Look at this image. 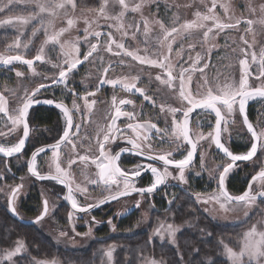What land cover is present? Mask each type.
<instances>
[{"label": "rangeland", "instance_id": "obj_1", "mask_svg": "<svg viewBox=\"0 0 264 264\" xmlns=\"http://www.w3.org/2000/svg\"><path fill=\"white\" fill-rule=\"evenodd\" d=\"M126 2H129V9L136 3H143V7L140 12L127 11L122 21L107 18L118 16L121 11V8L118 5H114L111 0L106 8L105 16H101L99 13L103 0H92L91 3L84 0H76L77 7L75 9L68 8L67 15H65V10H58V15L54 18L45 16L44 26L41 25L38 19L24 28H20L19 26L0 27V55L19 54L26 58H33L39 53L41 46H43V54L45 56V62H34L35 74H33L27 65L19 62H14L12 65L0 66V93H3L7 98L9 115H14L12 110L20 106V98H23L26 92H31L41 83L50 82L51 77L58 75V70L53 68V65H62L65 59H67L58 44L44 43L47 39L44 27L48 28V35H51L53 32H59L61 28H67V20L71 18L76 23L60 37V40L61 42H73L79 38L81 53L89 50V45L83 43L85 36L84 28L89 27L90 31L93 32L100 31L101 33H107L111 31L113 38L118 43H124L129 51L136 52L141 56H147L150 59H156L157 57L154 53L161 51L158 39L162 38V31L157 22H162L166 28H171L172 26L179 28L186 21L196 19L195 13L207 14V9L211 7V0H126ZM221 5L226 6L227 11ZM262 6H264V0H217V7L214 11L220 18V22L236 24L235 28L225 29L219 35L210 33L209 39L203 44L200 43L203 39L201 30H193L190 34L182 32L177 35L176 42L173 44L174 51L170 54V62L174 69L179 70L181 66L185 68L190 67L189 55L195 59L197 53L204 58L203 63L209 64V67L204 69L203 74L199 70L190 73L191 83L186 84V90L190 91L194 98H202L209 88L239 87L242 76L240 60L245 59L244 50H247L249 53L256 52L259 57L261 49H264V24L257 22L264 17ZM36 11L38 10L34 7H24L22 4H17L13 6L11 11L0 14V20L18 15L27 16ZM48 19H53L51 26H48ZM86 20L89 22L88 24L85 23ZM248 20L254 21L251 25V30H248L250 27L247 24ZM142 21L148 22L149 31L147 35L144 33ZM237 21H239L238 24ZM118 23H123L124 25V29L121 31H117L116 25ZM206 23L209 27L212 26L211 22ZM137 24L140 25L139 31L135 27ZM34 30H38L35 35H33ZM122 31H127L128 35L122 37ZM18 37L21 47L19 49L10 47L15 44ZM88 40L91 43H98L97 39L91 36L88 37ZM105 41L106 37L102 36L96 53L90 57L88 62H84L78 66V69L71 75L68 82V87L74 89L81 97L85 96L86 93L94 92L95 96L89 97V100L95 99L96 101L91 114L86 117V120H82L83 113L81 112H77L74 115L75 121L81 123V128L72 141L76 144L75 152H73L70 144L61 146L60 150L61 167L70 173V181L73 188L76 185L87 188L86 194L75 192V197L79 204L95 202L100 197L109 193L102 184L97 186L87 183L86 178H97L98 169L91 163V159L87 162H81L78 157L89 156L95 158L98 155L97 140L102 139V135L98 134L107 128V125L111 122V116L114 115L113 96L117 98V104L121 99L133 101L132 104L123 106L122 110L133 112L135 119L130 121L126 117H121L117 120L119 128L124 129L129 122L134 124L149 122L156 124L161 130L167 129L169 135L164 138L163 142H161V137L156 136L153 130L151 147L154 152L162 154L171 151L175 159H182L186 155L188 148L186 144L182 145L180 142H173V137L170 135L172 116L170 113L166 114V112L160 111L161 105L167 110L168 108H181L182 103H186L179 99L178 82L174 84L173 88L161 84L156 80L157 75H161L162 79L166 77V73L162 74L161 69L150 64H140L139 61L133 60L132 57L125 56L123 52L119 56L108 53L104 50L107 47ZM245 41H247V44H245ZM24 44H27L28 47L24 48ZM189 44L195 45L193 51L188 50ZM182 48L183 51H181ZM145 49H148V52H145ZM115 51L118 50L114 47L113 52ZM163 51L167 54L166 49H163ZM177 52H181V55L178 56ZM78 58L83 60L82 55ZM248 59V71L250 72L248 87L264 86V78L257 79L260 71L258 64L251 62L250 55ZM121 60H123L122 64L120 63ZM109 63L113 67L105 78L125 80L129 83L135 82L136 86L144 89L145 95L151 96L155 103L153 104L144 100L143 96L135 93V91L131 93L127 92L121 85L113 87L112 85L105 84L101 86L100 77L104 76L103 68L107 67ZM203 63L199 65L200 68H203ZM17 71L22 72L24 75L17 77ZM45 77L49 79H45ZM133 78L138 79L133 81ZM47 91L42 92L41 95L48 94L51 96L54 94L59 99L67 100L70 109L72 108L73 96L65 90L64 85L50 88ZM216 94L219 93L217 92ZM76 103L83 107V99H77ZM250 103L255 108V126L258 129L264 128V98L256 97L250 99L247 103V108ZM222 113L224 115L221 125L222 142H226V146H228L232 141L243 140L245 138L249 143V145H245L250 147V138L243 128L239 113L235 112L229 115L223 109ZM180 117L181 114L177 113V119H180ZM32 119L31 114H29L31 128L29 144H34L36 138L42 134L45 137V141L53 139V137L57 136L56 132L45 131V129H55L58 124L62 128L64 124L59 113L57 125L51 128L38 125ZM214 121V113L197 110L192 116L189 125L194 140L200 134L207 137V134L213 131ZM11 127V122L7 116L0 113V133L4 134L0 135V144L8 146L18 141L22 128L13 131L9 135ZM73 131L75 132L76 130L74 129ZM138 131L143 133L142 129ZM125 135L137 138L136 133L132 132L131 129ZM161 135L163 136V131ZM242 136L244 137L241 138ZM137 139L138 142H141L142 135ZM118 141L125 142V140ZM113 145H111V150ZM141 146L147 148L148 144L147 142H142ZM201 156L204 157L203 168H201ZM127 157V155L120 157L121 162ZM69 159L77 160L76 164L71 168H68ZM25 161L26 157L23 154L11 160L0 157V209L8 211L7 204L11 189L17 185H22L19 196L15 201L16 210L21 214L20 203L28 197L29 191L34 188L39 195L37 214L42 210L43 199L48 201L49 208L48 214L37 225L45 232L50 233L63 248L86 251L92 245L89 250H93L91 257L93 256L94 258H92V263H89L83 256L77 258L73 255L70 256V259L65 260L58 253L48 258L34 257L29 254L25 241L18 237L14 241L9 242L8 245L0 246V256H2L5 250L14 248L17 240L24 241L26 253L18 258H14L15 264H36V262L51 264L52 261H56L57 264H108L106 251L110 246L114 245L116 250L119 247L126 246L123 243L124 240L128 241V244L130 241L133 243L137 242L139 232H145V238L148 243L156 240L159 245L177 246L178 236L184 227V222H174L171 219L170 208L178 201L180 195L182 198L185 196L190 197L200 208V212H204L214 221L236 226L238 233L235 234L232 243L228 246L237 252L240 250L239 246L243 233L248 231L253 224L264 221V198L258 197L255 205L251 208H245L239 204L226 205L224 208H221L220 204L215 200H210L213 193L218 191L216 178L217 165L226 162L223 155L215 149L210 139L199 141L197 156L191 166L185 170L187 183L173 179V177L178 176V170L169 167L168 171L172 175L168 177L166 183L156 192L145 196L134 194L122 197L118 201L111 202L93 213H76L71 210L63 198V186L54 181L35 180L26 170L20 167ZM11 162L16 167H19V176H15L16 174L13 173L14 170L11 168ZM36 164L39 170L55 172L51 150L41 154L37 158ZM131 168L133 166L127 169ZM236 171L246 172V175L250 177L259 171V167H254L251 163L246 162L230 174L236 173ZM150 178L153 180L152 174H150ZM195 178H200V184L192 186L190 179L195 180ZM115 187L113 186V190H115ZM122 187L121 183L120 188ZM259 191H264V187L259 182H255L253 194ZM242 193L238 192L233 195L238 196ZM197 196L201 198L199 202ZM157 199H163L164 207L158 204ZM203 200H209V202L205 204L202 202ZM137 201H140L139 207H135ZM130 210H134V222L129 225L127 222L120 224L122 216ZM245 211L248 212L247 217L244 215ZM70 212L74 213L71 220H69ZM93 217L95 218L94 220ZM24 218L29 219L27 217ZM109 220L112 221L111 225L108 224ZM161 224L165 226L171 224L174 227H178L175 245L170 243V238L166 233L163 241H161L159 236L153 235L155 229ZM113 225L115 226L114 230ZM89 228H91V232L87 234L89 233ZM98 232H102V234ZM61 233H64V235L62 236ZM114 253L115 251L112 253V264H116ZM223 256L227 264H230L227 257ZM152 259L162 261L165 264V260L161 255L152 251L140 254L135 264H146L147 261ZM4 264H9V262L5 261Z\"/></svg>", "mask_w": 264, "mask_h": 264}, {"label": "snow or ice", "instance_id": "obj_2", "mask_svg": "<svg viewBox=\"0 0 264 264\" xmlns=\"http://www.w3.org/2000/svg\"><path fill=\"white\" fill-rule=\"evenodd\" d=\"M114 5H118L121 8L118 16L107 17L116 21H122L125 13L127 11L131 12H140L143 7V3L134 4L131 9H129V2L126 0H111ZM110 0H103L99 8V13L101 16L106 15V8L108 7ZM17 4H22L24 7H34L38 11L27 16H15L8 17L6 19L0 20V27L6 26H19L20 28L27 27L33 21L39 19L42 26H44L45 16L54 18L58 15V10H65V15H67V9H75L77 7L76 0H0V14L11 11L13 6ZM217 7V0H211V7L207 9V14L202 15L200 12L195 13L196 19L191 21H186L181 24L179 28L172 26L171 28H166L162 22L159 23L160 29L162 31V38L158 39L161 51L154 53L157 57L156 59H150L147 56L138 55L136 52L129 51L124 43H118L114 38L111 31L107 33H101L100 31H90L89 27L84 28V39L83 43L89 45V50L85 53H81L79 38L77 41L73 42H61L60 37L72 28L76 21L69 18L67 20V28H61L59 32H53V34L48 35V28L44 27L45 35L47 39L45 44H58L64 56L67 57L62 65H53V68L58 70V75L51 77V84L41 83L38 87L33 89L31 92H26L23 98H20V106L13 109L14 115H9V109L7 107V98L3 93H0V113H3L7 116L8 120L11 122V129L9 135L20 128H22V135L19 136L18 141L15 144L4 145L0 144V154H3L4 157H14L17 154H21L25 149L26 142H29L31 139L30 136V127H29V112L35 106L40 104H47L54 106L59 110L61 118L64 121L63 127L61 128L59 124L55 129H45V131L56 132L58 138L53 137L54 143L50 145H45L38 147L35 151L32 152L31 158L28 161V171L31 175L35 176L40 180H52L57 182L60 185L66 186L67 193L63 197L66 201L71 204V208L74 212L79 213H88L94 207L98 208L101 205L109 203L110 201H118L122 197L130 196L131 193L135 192L141 196L150 195L158 189L160 185H164L171 172L168 171L169 166L174 167L178 170V176L173 177L182 183H187L185 178V170L189 168L193 162V159L197 152V146L199 141L210 139L211 143L215 145L225 158V163L217 165L216 174H217V189L216 193H213L210 200H215L220 204L221 208H224L226 205L239 204L243 205L245 208H251L255 205L258 197L264 198V191H259L253 194L254 183L259 182L262 187H264V128H257L248 120L247 114V103L250 99L256 97L264 98V86L250 89L248 87V76L250 75L249 69V55L252 63H257L260 68L259 75L257 79L264 78V49H261L259 57L256 52L249 53L247 50H244L245 59L240 60V65L242 68V76L239 82V87L234 86H225L224 88L215 89L209 88L207 93L202 96V98L196 99L192 96L190 91L186 90V84L191 83L190 73L193 71L199 70L203 74L204 69L209 67V64L203 63L204 58L197 53L195 59L189 55L190 67L181 66L179 70L173 68L170 62V54L174 51L173 44L176 42V37L180 33H191L193 30H201L203 44L209 39V34L213 33L214 35H219L224 32L225 29H232L236 27V24L221 23L220 18L215 14V8ZM225 11H227L226 6ZM262 11H264V6H262ZM206 22H211L212 26L209 27ZM260 24H264V17L259 21ZM53 19H48V26H51ZM86 24L89 22L86 20ZM144 33L147 35L149 31L148 22L142 21ZM239 21H237V24ZM254 23L252 20H248L247 24L250 26L248 30H251V25ZM111 27V25H109ZM136 30H140V25H135ZM117 31L124 29L123 23H118L116 25ZM19 30V29H18ZM36 31H33V35L36 34ZM23 34V33H21ZM127 31H122V37L127 36ZM135 35V34H134ZM91 36L94 39H97V42H100L102 36L106 37L105 43L107 47L104 49L108 53H113L114 55L119 56L121 52L125 56L132 57L133 60L139 61L140 64H150L155 67H158L162 70V74L166 73V77L162 79L161 75L156 76L161 84L173 88L174 84L178 82L179 85V99L182 102L181 108H168L165 110L164 106H160L161 112L170 113L172 120L170 122L171 132L170 135L173 137V142H180L182 145H190V148H187L186 155L182 159H174L173 153L167 151L164 154L153 155L151 147V138L153 130L155 135L161 137V142L164 141V138L169 135L167 129L161 130L157 127L156 124L149 122L141 123H131L129 122L124 129H121L117 126V120L121 117H126L130 121L135 119L133 112L123 111L122 107L125 105H130L133 103L132 100L121 99L117 104V98L113 96L112 104L115 109L114 115L111 116V122L107 125V128L99 133L102 135V139L97 140L98 155L95 158L89 156H79L78 159L81 162H87L91 159V163L95 165L97 172V178L87 179V183L91 185H100L102 184L106 190L109 191V195L104 199H100L95 203H88L84 206H81L76 197L75 192L87 193V188H82L80 185H76L73 188L72 182L70 181V173L61 167L60 155H61V146L70 144L73 152H75L76 144L73 143V138L77 135L81 128V123H77L74 119V115L77 112L83 113L82 120H86V117L91 114L93 106L95 105V99L89 100V97H94L95 93H86L85 96L81 97L74 89L68 87L69 78L71 75L78 69V66L84 62H88L90 57L93 56L97 51L98 43H91L88 40V37ZM247 44V41H245ZM16 49L21 47V42L19 37L17 38L13 46ZM24 48H27L28 45L24 44ZM118 51L113 52V49ZM167 50V54L163 51ZM195 49L194 44L188 45V50L193 51ZM183 51V48L182 50ZM145 52H148V49H145ZM44 48L41 46L39 53L33 59H26L23 55H0V64L3 65H12L14 62H19L21 64L27 65L28 68L35 74V68L33 67L34 62H45ZM178 56L181 55V52L176 53ZM83 57V60L78 58L79 56ZM123 63V60L120 61ZM203 63V68H200L199 65ZM112 64L109 63L107 67L103 68L104 76L100 77V85L105 84L112 85L113 87L121 85L124 90L127 92L139 93L143 96L144 100L151 103H155L152 100L151 96L145 95V90L138 88L135 82H126L125 80L120 79H107L105 78L112 68ZM175 72V75H174ZM24 74L17 71L16 76L21 77ZM45 79H49L45 77ZM138 78H133V81ZM207 83V81H205ZM59 85H64V88L73 96L72 108L64 104L63 102H57L53 99H44L41 100L38 97L42 92L47 91L50 87H57ZM99 90V89H97ZM175 90V89H174ZM219 94H216V93ZM77 99H83V107L76 103ZM222 109L226 111L227 114H233L238 112L242 117V124L246 126L248 133H250V147L244 153L236 154L226 146V142H222L221 139V125L224 120V115H222ZM196 110H201L205 112L215 113V125L214 133L209 132L207 137L203 134H200L194 140L192 135H190V122L192 119V114ZM177 113L181 114V118L177 119ZM227 123V121H225ZM73 129L76 131L74 132ZM131 129L132 132L136 133V137L140 138L142 135V141L138 142L137 138H133L125 133ZM143 130L141 133L140 130ZM163 131V136L161 135ZM119 134V135H117ZM0 135H4L0 133ZM117 140H125L127 144L131 147H122L119 151L111 150V145L115 144ZM142 142H147L148 147H142ZM47 150L52 151V162L55 165V172H49L47 175H42L37 170V157L41 153H46ZM124 152H133L138 156L147 157V160L150 161L147 164H136L132 169L125 170L121 168L118 164L120 160L121 153ZM162 162L163 171L160 168L156 167L153 162ZM204 157L201 156V168L204 167ZM76 159L68 160V168H71L76 164ZM251 163L254 167H259L254 175L251 176V180L248 181L247 189L238 196L231 195L226 188V180L231 172L236 168L240 167L241 164ZM222 169V170H221ZM145 171H150L153 177L152 183L148 187H137L135 184V179L141 177V173ZM122 183V190L120 185ZM113 186L115 190H113ZM22 185H17L15 188L11 189V195L8 198L7 208L8 211L19 219L18 213L15 207V201L19 196L20 189ZM198 202L201 200L197 196ZM203 203L207 204L209 200H203ZM171 203V202H170ZM140 206V201L136 202L135 207ZM207 210V209H206ZM48 201H43V211L39 216L36 217L34 222L30 223H40L43 218L48 214ZM73 212L69 213V220L73 217ZM245 217H247L248 212L245 211ZM95 218L93 217V220ZM98 223V222H97ZM108 224L111 225L112 221L109 220ZM115 226L113 225V230ZM178 227H174L171 224L164 225L161 224L157 229H155L153 235L159 236L161 241L165 239V233L170 238V243L176 244V233ZM91 228H89V233ZM86 234V235H87ZM63 236L64 233H61ZM207 235H211L208 233ZM219 244L223 247V255H225L230 261V264H264V221L257 222L253 224L248 231L243 233L240 250L234 251L233 248L229 247L224 243L223 240L219 241ZM115 251V246H110L106 251V256L108 258V264H112V253ZM26 253V246L23 240H17L15 242L14 248L10 250H5L4 254L0 256V264H4L5 261H8L9 264H15L14 258H18L21 255ZM183 257H181V260ZM36 264H47V262H36ZM51 264H57L56 261H52ZM146 264H163L162 261H157L152 259L147 261ZM207 264H214V262L209 258Z\"/></svg>", "mask_w": 264, "mask_h": 264}, {"label": "trees", "instance_id": "obj_3", "mask_svg": "<svg viewBox=\"0 0 264 264\" xmlns=\"http://www.w3.org/2000/svg\"><path fill=\"white\" fill-rule=\"evenodd\" d=\"M91 3L92 0H84ZM58 87V86H57ZM55 88V87H52ZM50 96V95H49ZM52 97L55 95L52 94ZM255 108L250 103L247 108L249 119L254 123ZM31 118H34L40 125L47 127H54L57 125L58 112L53 106L39 105L30 110ZM246 134L250 138V133L243 126ZM242 136L241 138H243ZM45 139L44 135H40L34 141V144ZM28 144L29 146L34 145ZM248 141L238 140L232 141L229 145L230 149L236 153H244L248 149ZM13 158H10V160ZM23 169L25 164L23 163ZM11 168H14L11 162ZM20 170L16 167V170ZM25 170V169H24ZM246 172L236 171L228 176L226 180V187L232 193L242 192L248 180ZM200 178L191 180L192 186L200 184ZM148 178V182H149ZM39 202V195L37 191L32 188L29 191L28 197L20 203L21 216L33 217L37 214V205ZM158 204L164 207L163 199H157ZM200 208L188 197H181L170 208L171 219L174 222L183 223L184 227L179 233L177 246L159 245L156 240L148 243L145 238V232H139L138 241L132 242L124 240L125 247H119L115 250L116 264H135L140 254L145 252L158 253L165 260V264H207L209 258L214 264H227L223 256V247L219 241L223 240L225 244L230 245L235 234H237L236 226H231L226 223L216 222L209 218L204 212H200ZM134 211L122 216L121 223L127 222L128 225L134 222ZM101 231V230H99ZM102 234V232H98ZM211 233V235H207ZM22 238L27 244V250L31 256L34 257H52L55 254H60L65 260L70 259V256L86 258L89 263H92L91 253L93 250H69L63 248L61 244L55 241V238L48 232H45L37 223H27L16 219L9 211L0 209V246L8 245L9 242L16 238ZM154 250V251H153ZM156 251V252H155ZM74 253V254H73ZM181 257L183 259L181 260Z\"/></svg>", "mask_w": 264, "mask_h": 264}, {"label": "flooded vegetation", "instance_id": "obj_4", "mask_svg": "<svg viewBox=\"0 0 264 264\" xmlns=\"http://www.w3.org/2000/svg\"><path fill=\"white\" fill-rule=\"evenodd\" d=\"M26 58V57H25ZM51 82V81H50ZM50 82H47V83H50ZM256 87H261V86H256ZM50 88H52V87H50ZM49 88V89H50ZM48 92V91H47ZM40 97H46V98H51V99H55V100H61V101H63V102H65L68 106H69V103H68V101L67 100H65V99H59V98H57V97H52V96H49L48 94H44V95H40L38 98H40ZM41 105V104H40ZM37 106H39V105H37ZM43 106H49V105H43ZM36 107V106H35ZM54 107V106H53ZM69 108H70V106H69ZM57 110V109H56ZM197 111V110H196ZM196 111L192 114V116L196 113ZM57 112L60 114V112L57 110ZM223 114V113H222ZM214 117H215V113H214ZM181 118V117H180ZM249 118V117H248ZM240 119H241V116H240ZM32 121L34 122V123H36V124H38V125H40L39 123H37V121L33 118L32 119ZM242 121V120H241ZM252 122V121H251ZM253 123V122H252ZM214 124H215V121H214ZM253 125L255 126V124L253 123ZM43 126H45V125H43ZM29 127H30V124H29ZM213 127H214V125H213ZM30 130H31V128H30ZM74 130V129H73ZM21 132H22V129H21ZM213 132V131H212ZM30 134H31V131H30ZM190 135H192L191 134V132H190ZM21 136V135H20ZM193 137V136H192ZM56 138H58V136H56ZM194 139V138H193ZM54 139H51V140H48V141H45V140H43V141H39V142H36L34 145H32V146H29L28 144H29V142H26V146H25V149L23 150V152L21 153V154H23V155H25V157H26V161L24 162V164H25V170L27 171V159H28V156H29V154H30V152L32 151V149L33 148H35L36 146H38V145H40V144H44V143H48V142H51V141H53ZM63 146V145H62ZM124 146H130L129 144H127V142L125 141H118V142H116L113 146H112V151H113V153L115 152V151H118V150H120V148H122V147H124ZM131 147V146H130ZM187 147L189 148V146L187 145ZM227 147H229V145L227 146ZM230 148V147H229ZM231 150V149H230ZM49 150H47L46 152H48ZM232 151V150H231ZM233 152V151H232ZM152 153H158V152H154V151H152ZM234 153H236V152H234ZM21 154H17V155H15L14 157H4V156H2V155H0V157L1 158H4V159H10V158H15V157H17V156H19V155H21ZM41 154H43V153H41ZM40 154V155H41ZM160 154H162V153H160ZM236 154H239V153H236ZM39 155V156H40ZM125 155H127L128 157L127 158H125V160L124 161H122L121 162V158H120V160L118 161V164H119V166L121 167V168H123V169H125V170H128L127 168H130V167H134L136 164H138V163H140V164H147V163H149L150 161H148V160H146V159H144V158H142V157H139L138 155H136L135 153H130V152H124V153H121V156L120 157H122V156H125ZM222 155V154H221ZM38 156V157H39ZM197 156V155H196ZM37 157V158H38ZM175 159V158H174ZM178 160V159H177ZM195 160V159H194ZM193 160V161H194ZM154 163V165H155V162H153ZM14 165V164H13ZM156 166V165H155ZM160 167H161V169L163 170V165H159ZM170 167V166H169ZM170 168H174V167H170ZM132 169V168H131ZM14 170V171H13ZM13 173L14 174H16L15 176H19L20 174H19V170L17 169L16 170V166L14 165V168H13ZM38 171H40V172H49V171H43V170H39V169H37ZM27 173L29 174V172L27 171ZM52 173H54V172H52ZM150 171H145V172H142L141 173V177L140 178H136L135 179V184H136V186L137 187H145V186H149L151 183H152V179L150 178ZM30 175V174H29ZM32 176V175H31ZM33 177V176H32ZM34 178V177H33ZM148 178H149V182H148ZM250 178V177H249ZM249 178H248V180H249ZM35 180H37L36 178H34ZM248 180H247V183H246V185H245V188H244V190L242 191V192H244L245 191V189H246V187H247V184H248ZM37 181H52V180H37ZM55 182V181H54ZM63 186V185H62ZM162 185H160L159 187H158V189H160V187H161ZM16 187V186H15ZM14 187V188H15ZM227 188V187H226ZM157 189V190H158ZM121 190H122V188H121ZM156 190V191H157ZM228 190V189H227ZM156 191H154V192H156ZM228 192L231 194V195H233L234 193H232L231 191H229L228 190ZM11 194V193H10ZM63 194H64V187H63ZM108 194H110V193H107V194H105L104 196H106V195H108ZM134 194H138V193H133V194H131L130 196H132V195H134ZM104 196H102V197H104ZM234 196V195H233ZM64 197V196H63ZM102 197H100L99 199H101ZM98 199V200H99ZM43 201H44V199L42 200V203H43ZM97 201V200H96ZM112 202H114V201H112ZM111 203V202H110ZM110 203H108V204H110ZM88 204V203H87ZM108 204H106V205H108ZM80 205H83V204H80ZM106 205H104V206H102V207H100V208H103V207H105ZM100 208H97V209H95V210H93V211H90L91 213H93V212H96V211H98ZM42 209H43V206H42ZM133 209V208H132ZM131 211H134V210H130L129 212H131ZM128 212V213H129ZM18 213V212H17ZM76 213H78V212H76ZM89 213V212H88ZM40 214V213H39ZM127 214V213H126ZM125 214V215H126ZM18 215L21 217V218H24L23 216H21L19 213H18ZM38 214H36L35 216H37ZM34 216V217H35ZM33 218V217H32ZM25 219V218H24ZM29 219H30V217H29Z\"/></svg>", "mask_w": 264, "mask_h": 264}, {"label": "water", "instance_id": "obj_5", "mask_svg": "<svg viewBox=\"0 0 264 264\" xmlns=\"http://www.w3.org/2000/svg\"><path fill=\"white\" fill-rule=\"evenodd\" d=\"M34 58V57H33ZM33 58H26V59H33ZM0 66H4L3 64H0ZM46 84H51V82L50 83H46ZM254 88H257V87H251V88H249V90L250 89H254ZM39 99H41V100H44V99H51V98H46V97H40ZM57 102H63V101H61V100H56ZM64 104H66L65 102H63ZM41 105H47V104H41ZM67 105V104H66ZM49 106H51V105H49ZM68 106V105H67ZM69 107V106H68ZM70 109V108H69ZM223 115V114H222ZM215 120H216V117H215ZM241 120H242V117H241ZM248 120L251 122V120L248 118ZM252 123V122H251ZM253 124V123H252ZM215 125V124H214ZM244 127H245V129H246V126L245 125H243ZM247 130V129H246ZM213 133H214V127H213ZM21 135H22V132H21ZM54 143V140L53 141H51V142H48V143H44V144H40V145H38V146H36L35 148H33L32 149V151L30 152V154H29V156H28V159H27V171H28V161L30 160V158H31V155H32V152L33 151H35V149L36 148H38V147H42V146H45V145H50V144H53ZM214 145V144H213ZM189 146V148H190V145H188ZM124 147H129L130 148V146H124ZM214 147H215V145H214ZM215 149H216V147H215ZM220 154H222L218 149H216ZM119 151V150H118ZM130 153H133V152H130ZM153 155H159L160 153H152ZM0 155H2L3 156V154H0ZM196 155H197V152H196ZM196 155H195V157H194V159L196 158ZM223 155V154H222ZM139 157H141V156H139ZM142 158H144V159H146L147 160V157H142ZM193 159V160H194ZM155 165H156V167H158V168H160L161 169V167L159 166V165H162V162H159V161H156L155 162ZM170 167H172V166H170ZM222 170V169H221ZM161 171H163L162 169H161ZM29 172V171H28ZM40 172V171H39ZM42 175H47V174H49V172H40ZM256 173V172H255ZM254 173V174H255ZM30 174V173H29ZM254 174H252V175H254ZM31 175V174H30ZM251 175V176H252ZM33 176V175H32ZM251 176H250V178H249V180H251ZM34 178H36L35 176H33ZM37 179V178H36ZM37 180H40V179H37ZM248 180V181H249ZM64 187V194H63V196H65L66 195V193H67V188H66V186H63ZM146 187H148V186H145V188ZM247 187H248V184H247ZM247 187H246V189H247ZM245 189V190H246ZM133 193H135V192H133ZM133 193H131V194H133ZM11 195V194H10ZM109 195V194H108ZM108 195H106V196H108ZM106 196H104V197H102L101 199H104ZM65 200V199H64ZM100 200V199H99ZM98 201V200H97ZM97 201H95V202H97ZM65 202H66V204H67V206L71 209V210H73L72 208H71V204L68 202V201H66L65 200ZM95 202H92V203H95ZM110 202H112V201H110ZM109 202V203H110ZM106 204H108V203H106ZM106 204H104V205H106ZM84 205H86V204H83V205H81V206H84ZM104 205H101L100 207H102V206H104ZM100 207H98V208H100ZM95 209H97L96 207H94V208H92L90 211H93V210H95ZM43 211V209L41 210V212ZM74 211V210H73ZM41 212H40V214H41ZM79 213V212H78ZM40 214H38L37 216H39ZM37 216H35V217H33V218H30V219H19V218H17V217H15L16 219H18V220H20V221H22V222H29L30 223V221H32V222H34L35 220H36V217ZM18 217H20L19 215H18Z\"/></svg>", "mask_w": 264, "mask_h": 264}]
</instances>
